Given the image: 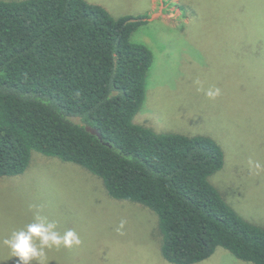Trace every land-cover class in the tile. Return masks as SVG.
<instances>
[{
  "label": "trees",
  "instance_id": "obj_1",
  "mask_svg": "<svg viewBox=\"0 0 264 264\" xmlns=\"http://www.w3.org/2000/svg\"><path fill=\"white\" fill-rule=\"evenodd\" d=\"M148 18L113 17L87 0L0 1V177L24 173L34 152L56 158L100 179L111 199L155 213L167 263L200 264L221 248L264 264V228L210 183L222 148L207 136L133 123L152 53L131 35Z\"/></svg>",
  "mask_w": 264,
  "mask_h": 264
},
{
  "label": "rangeland",
  "instance_id": "obj_2",
  "mask_svg": "<svg viewBox=\"0 0 264 264\" xmlns=\"http://www.w3.org/2000/svg\"><path fill=\"white\" fill-rule=\"evenodd\" d=\"M87 1L113 17L149 16L131 35L152 53L133 123L215 141L224 162L210 183L239 216L264 228V43L254 42L264 34V4L255 11L240 8L249 0ZM210 88L220 95L206 97ZM36 213L82 241L47 250L48 264H169L160 254L155 213L111 199L84 169L34 152L24 173L0 177V241ZM0 264H17L2 243ZM200 264L247 263L218 248Z\"/></svg>",
  "mask_w": 264,
  "mask_h": 264
},
{
  "label": "clouds",
  "instance_id": "obj_3",
  "mask_svg": "<svg viewBox=\"0 0 264 264\" xmlns=\"http://www.w3.org/2000/svg\"><path fill=\"white\" fill-rule=\"evenodd\" d=\"M194 83L198 85L197 90L201 91L200 82L197 80ZM204 94L209 99H215L220 95V89L210 88ZM249 163L253 162L249 161ZM254 166L259 167V164ZM120 227H123V222ZM0 243L10 249L12 256L17 258V264H32L33 261H36V264H48L47 250L79 246L82 241L74 230L60 234L55 221H49L36 213L31 222L19 230H13L11 235Z\"/></svg>",
  "mask_w": 264,
  "mask_h": 264
},
{
  "label": "water",
  "instance_id": "obj_4",
  "mask_svg": "<svg viewBox=\"0 0 264 264\" xmlns=\"http://www.w3.org/2000/svg\"><path fill=\"white\" fill-rule=\"evenodd\" d=\"M85 130H86L88 133H90L91 135L96 136L100 141L102 140L101 134L98 132L97 129L92 128V127H90V126H86V127H85ZM106 145L108 146V144H106Z\"/></svg>",
  "mask_w": 264,
  "mask_h": 264
}]
</instances>
